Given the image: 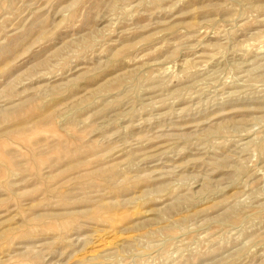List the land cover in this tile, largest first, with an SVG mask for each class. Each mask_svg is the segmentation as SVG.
Instances as JSON below:
<instances>
[{
    "label": "rangeland",
    "instance_id": "rangeland-1",
    "mask_svg": "<svg viewBox=\"0 0 264 264\" xmlns=\"http://www.w3.org/2000/svg\"><path fill=\"white\" fill-rule=\"evenodd\" d=\"M0 264H264V0H0Z\"/></svg>",
    "mask_w": 264,
    "mask_h": 264
}]
</instances>
